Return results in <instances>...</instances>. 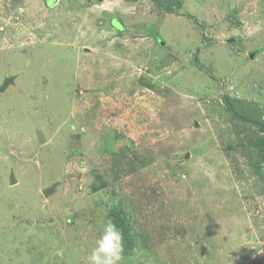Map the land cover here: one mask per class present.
<instances>
[{"label":"rangeland","instance_id":"obj_1","mask_svg":"<svg viewBox=\"0 0 264 264\" xmlns=\"http://www.w3.org/2000/svg\"><path fill=\"white\" fill-rule=\"evenodd\" d=\"M6 79L0 264H264V0H0Z\"/></svg>","mask_w":264,"mask_h":264},{"label":"clouds","instance_id":"obj_2","mask_svg":"<svg viewBox=\"0 0 264 264\" xmlns=\"http://www.w3.org/2000/svg\"><path fill=\"white\" fill-rule=\"evenodd\" d=\"M123 251V234L114 223L108 221L96 246L88 256V262L89 264H121Z\"/></svg>","mask_w":264,"mask_h":264},{"label":"water","instance_id":"obj_3","mask_svg":"<svg viewBox=\"0 0 264 264\" xmlns=\"http://www.w3.org/2000/svg\"><path fill=\"white\" fill-rule=\"evenodd\" d=\"M9 84H11V80L10 79H6L3 82V84L0 86V92H3L7 88V86ZM10 182H11V184H15V180H14L13 176H10ZM44 194H46V192Z\"/></svg>","mask_w":264,"mask_h":264},{"label":"trees","instance_id":"obj_4","mask_svg":"<svg viewBox=\"0 0 264 264\" xmlns=\"http://www.w3.org/2000/svg\"><path fill=\"white\" fill-rule=\"evenodd\" d=\"M112 214H114V213H112ZM111 219H113V221L115 223H117L119 221V218L118 217H115V216H111Z\"/></svg>","mask_w":264,"mask_h":264}]
</instances>
